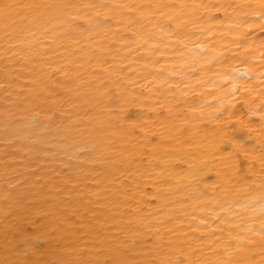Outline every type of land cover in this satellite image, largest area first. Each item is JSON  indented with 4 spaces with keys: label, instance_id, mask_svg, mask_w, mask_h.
Listing matches in <instances>:
<instances>
[{
    "label": "bare ground",
    "instance_id": "6f19581e",
    "mask_svg": "<svg viewBox=\"0 0 264 264\" xmlns=\"http://www.w3.org/2000/svg\"><path fill=\"white\" fill-rule=\"evenodd\" d=\"M0 264H264V0H0Z\"/></svg>",
    "mask_w": 264,
    "mask_h": 264
}]
</instances>
